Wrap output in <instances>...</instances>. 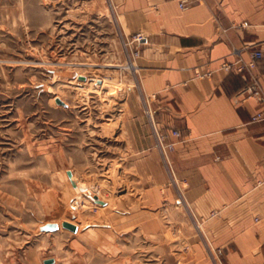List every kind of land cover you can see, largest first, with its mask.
Instances as JSON below:
<instances>
[{"label":"rangeland","instance_id":"obj_1","mask_svg":"<svg viewBox=\"0 0 264 264\" xmlns=\"http://www.w3.org/2000/svg\"><path fill=\"white\" fill-rule=\"evenodd\" d=\"M123 25L112 0H0V264H177L169 243L194 264L193 238L214 264L202 221L173 226L181 200L151 206L141 176L156 172L134 163L126 120L144 102ZM77 72L89 81L53 77ZM80 181L110 206L87 204ZM50 222L60 229L42 232Z\"/></svg>","mask_w":264,"mask_h":264},{"label":"crops","instance_id":"obj_2","mask_svg":"<svg viewBox=\"0 0 264 264\" xmlns=\"http://www.w3.org/2000/svg\"><path fill=\"white\" fill-rule=\"evenodd\" d=\"M112 3L127 33L144 36L137 60L144 104L133 100L126 131L135 165L156 172L141 176L151 206L176 212L181 200L185 211L173 226L189 232V220L202 221L224 264H264V122H252L257 99L239 97L250 73L224 68L240 57L249 62L259 49L252 75L264 87V0H203L185 9L178 0ZM161 134L176 143L170 173L157 146ZM201 244L191 239L194 264L209 262ZM173 251L165 244V257L178 264Z\"/></svg>","mask_w":264,"mask_h":264},{"label":"built area","instance_id":"obj_3","mask_svg":"<svg viewBox=\"0 0 264 264\" xmlns=\"http://www.w3.org/2000/svg\"><path fill=\"white\" fill-rule=\"evenodd\" d=\"M203 0H178L179 6L181 9L187 8L190 4L201 2ZM249 22L245 21L241 24V27L249 26ZM144 39L142 34H136L133 36L134 42L141 43ZM140 51L137 52L139 56ZM263 58V52L259 49L255 50L252 54V58L249 62H245L242 57H240L237 63H225L224 68L228 71L237 70L240 73L249 72L250 73V81L243 87L241 90L239 97H242L243 100H247L249 98H256L260 104V107L254 112L252 115V122H264V87L260 81V78L257 75H252V70H254L258 63ZM172 136L180 139L182 137V133L180 130H173ZM167 136L164 134L160 135L158 141V148L162 153V156L166 162H168V154L173 151L175 148V142H166ZM197 221V220H196ZM199 222V221H198ZM223 249L222 248H214L211 250V258L214 264H224L223 262Z\"/></svg>","mask_w":264,"mask_h":264},{"label":"water","instance_id":"obj_4","mask_svg":"<svg viewBox=\"0 0 264 264\" xmlns=\"http://www.w3.org/2000/svg\"><path fill=\"white\" fill-rule=\"evenodd\" d=\"M76 74H53V77L54 78H57V79H60L62 81H68L71 77H74ZM81 80H85L86 77L85 76H80L79 77ZM99 83H101V81L99 80ZM56 103L59 104V105H63L65 107H68V104H66L64 101H62V99L60 98H57L56 99ZM68 174L72 177L73 176V172L72 171H68ZM74 186H76L75 182H74ZM87 186H83L81 187V190H87ZM95 201L101 205H104L106 206V202L104 201H101L99 200L98 196H95ZM75 216L71 215V218H74ZM62 226L74 233H77L78 232V226L76 224H73L69 221H64L62 223ZM60 229V224L59 223H55V222H50V223H47L45 225H43L40 230L42 232H55V231H58ZM55 262L54 259H49V260H46L45 261V264H53Z\"/></svg>","mask_w":264,"mask_h":264},{"label":"bare ground","instance_id":"obj_5","mask_svg":"<svg viewBox=\"0 0 264 264\" xmlns=\"http://www.w3.org/2000/svg\"><path fill=\"white\" fill-rule=\"evenodd\" d=\"M128 67L129 68H132L133 69V66H131V65H128ZM80 76H83V75H81L79 72H77V74H76V76L73 78V83L75 82V84H76V81L78 80V79H80L79 77ZM84 82H88L89 80H88V78H86L85 80H83ZM97 82V81H96ZM84 84V83H83ZM58 85L59 84H57L56 86L58 87ZM86 85V84H85ZM99 86V85H98ZM102 88L105 86V84H101L100 85ZM99 86V87H100ZM83 186H87L88 188H87V190H82L81 192H82V195H85V200H86V203L87 204H91V203H96V204H99V203H97L96 201H95V196H98V198H99V200H101V201H104L102 198H101V196L99 195V194H94L93 192H92V190L90 189V187L87 185V184H85V183H83V182H81L80 181V183H79V185H78V183H76V188L77 189H81V187H83ZM104 202H106V201H104ZM99 205H101V204H99ZM107 205H109L110 206V203L109 202H106V206ZM103 208H104V205H101Z\"/></svg>","mask_w":264,"mask_h":264}]
</instances>
